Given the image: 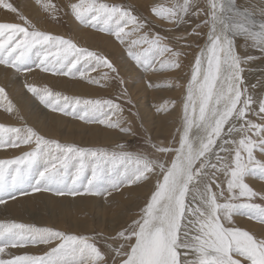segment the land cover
<instances>
[{
    "label": "snow or ice",
    "instance_id": "1",
    "mask_svg": "<svg viewBox=\"0 0 264 264\" xmlns=\"http://www.w3.org/2000/svg\"><path fill=\"white\" fill-rule=\"evenodd\" d=\"M36 4L56 18L59 9L51 0ZM65 7L80 25L114 37L131 65L146 74L181 71L182 49L195 43L183 82L146 81L149 89L180 88L182 114L166 143L153 140L145 117L130 109L125 115L132 99L122 87L120 68L107 56L39 29L11 2L0 0V9L20 21L0 22V66L14 75L35 67L101 88L114 81L122 88L114 99H82L25 83L40 105L122 137L137 135V126L145 135V148L130 151L124 143L112 149L79 146L47 138L26 122L0 123V149L19 150L0 159V205L16 193L107 199L124 187L151 185L137 218L108 234L0 221V264H264V231L258 237L233 222L242 215L264 229V188L257 191L246 182L250 176L264 181V95L254 94L264 89V78L248 84L244 77V65L256 59L247 50L264 57V0L246 8L236 0L153 4L152 17L166 31L192 24L180 36L161 35L152 30V20L107 0H69ZM238 38L244 55L237 50ZM176 106L175 100L165 101L155 111L170 114ZM0 108L22 119L3 87Z\"/></svg>",
    "mask_w": 264,
    "mask_h": 264
},
{
    "label": "bare ground",
    "instance_id": "2",
    "mask_svg": "<svg viewBox=\"0 0 264 264\" xmlns=\"http://www.w3.org/2000/svg\"><path fill=\"white\" fill-rule=\"evenodd\" d=\"M107 1L109 2L110 0ZM154 1L158 2V0H127V3L133 4L137 11H143L145 15L150 18L149 14L151 12L149 13L148 11L150 5H152ZM45 2H47V0H45ZM236 2L241 8L250 7L252 5H261V0H236ZM51 3L58 6V8L68 10L65 6L69 3V0H51ZM17 4L18 7H20L19 11L28 17L39 29L65 38H70L77 43L78 46L97 51L101 54H103L104 50L110 51V58H108L120 68L121 75L126 77L124 87L127 89L132 99V103L136 106V112H138L141 117L146 118V126L149 128L153 140H156L157 142L162 140L166 143L171 138V135L175 134L179 118L182 114V105L180 104L182 90L180 88L149 89L146 88L145 85L142 86L139 84L136 77L139 79L140 76L134 74L135 70L130 66L126 59H124L125 57L122 55L120 46L116 43H112L109 39L99 35L97 36L88 30L84 31L78 29L73 25L70 12L65 13L66 23L69 25L67 28L68 31H61L58 24L53 25L47 22V16L43 14L38 7L39 5L34 3V0H17ZM120 4L124 5V3ZM139 7L144 9L141 10ZM16 20L17 18L15 16H9L0 9V22H18ZM156 24L159 25V23ZM236 44L238 52H240L241 55H244V41L238 38ZM192 59L193 55H189L186 58V66L179 72H169L159 75L149 73L145 79L152 80L156 83H164L168 80H179L180 82H183L185 75L189 71V65ZM257 67L259 68L258 70L249 69L244 72V77L248 84H256L258 80L264 78V64H259ZM90 75L97 76L98 73H91ZM45 76L47 75L43 76L39 74L38 70L34 68L31 73L14 75L12 70L0 66V85L5 88L9 98L16 106L19 116L22 117V119L17 118L18 121L14 122L8 116L9 113L5 114L4 112H0V122L7 125L20 126L28 121L30 124H33L41 134L51 139L53 134H55L56 129L65 127L64 136L67 139L69 138V141L81 142L82 140L83 142L85 139L87 142L86 144L88 145L90 144L94 146L95 144L100 143L98 147L105 145L114 146L119 143L121 138H124L118 132L103 130L96 126H85L83 123L77 122L70 117L51 113L48 109L40 105L39 102L31 101L30 98L32 96L24 90V84L31 83L37 87L41 85L47 86L50 89H54L56 92L69 94L72 97L87 96L105 98L108 95V92H110L109 88L113 84L111 81L107 83L108 88H101L96 85H90L86 81L80 82L77 80L51 79ZM254 94L256 96L264 95V89L257 88ZM171 100L177 102L175 111H172L170 114L167 112L157 113L155 111L156 106L163 104L165 101ZM32 103L35 107H31ZM17 154H19V150H7L0 154V159L13 157ZM152 183L154 184L155 181L153 180ZM253 185L260 190L264 188L257 184ZM150 187L151 185L129 187L125 191L109 197L108 202H104L103 205L99 206H96L95 202L89 198L77 197L59 200L50 210L51 212L49 216L46 213V209L50 206L53 199H51L49 195L41 193L38 194V196H35V198L46 209L42 208L43 214L41 215L31 214V216H33L34 221L39 225H48L54 220L57 221L58 225L56 226L59 227L64 225L63 222L66 218H69L71 219V228L74 230L87 232L96 226H98V228L101 226L108 234L112 233L114 228L120 225H126L133 219L137 218L140 207H142L146 196L149 194ZM25 204V198H19L18 200L9 202L7 206L0 205L2 206L0 208L10 212L15 218L24 221L25 217H23L24 214L22 211L27 212L30 208L28 204ZM83 213H87L85 217L83 216ZM103 224L105 226H103ZM245 224L248 223L244 222L242 223V226L239 227L249 230L248 228L243 227L246 226ZM256 229L258 228L256 227ZM33 251L36 250L33 249Z\"/></svg>",
    "mask_w": 264,
    "mask_h": 264
},
{
    "label": "rangeland",
    "instance_id": "3",
    "mask_svg": "<svg viewBox=\"0 0 264 264\" xmlns=\"http://www.w3.org/2000/svg\"><path fill=\"white\" fill-rule=\"evenodd\" d=\"M163 1V2H162ZM171 1L172 0H158V2L159 3H162V4H164V3H166V4H169V3H171ZM8 2H11L14 6H16L17 7V9H18V11H19V9H20V7H18V4H17V0H9ZM108 2V1H107ZM157 2V1H156ZM156 2L154 1L153 3H152V5L153 4H156ZM157 2V3H158ZM34 3L36 4V1L34 0ZM109 3H115V4H120V3H124V6H126V7H130V8H133L134 10H135V12H134V14H136V15H138V16H140V17H143V18H146L147 20L148 19H150V20H152V22H153V28H152V30L153 31H155V32H159L161 35H168V36H177L178 34V36H180V35H183L184 33H185V31L186 30H188V31H190L191 30V27H192V24L191 23H188V24H185V25H183V26H181V27H179V28H176V29H174L173 31H171V32H169L168 33V31H166L164 28H161L159 25H157L156 23H159L158 21H156L153 17H152V14L150 13L151 11V7H152V5H150V7H149V13L151 14H149V16H150V18H148L146 15H145V13L142 11V12H139V11H137V9H136V7H134L133 6V4H130V3H127V0H110L109 1ZM37 5V4H36ZM39 8H40V6H38ZM57 8H58V6H56ZM141 10H143L144 8H141V7H139ZM41 9V8H40ZM59 9V11L57 12V13H54L55 15H56V18L55 19H53L52 18V16H50L48 13H46V12H44L42 9H41V11L43 12V14L45 15V16H47V22L49 23V24H53V25H56V24H58V27L61 29V31H68L67 30V28H68V24L66 23V18H65V13L67 12H69V10H65V9H62V8H58ZM2 11H4L5 12V14H8L9 16H15L16 18H17V20L16 21H18V22H20L19 20H18V17H17V15L15 14V13H10V12H8L6 9H1ZM71 18H72V21H73V25H75L78 29H80V30H88L89 32H91V33H93V34H95V35H99V36H101V37H104V38H107V39H109L112 43H116L117 44V42L115 41V39H114V37H110L109 35H107L106 33H102V32H99V31H97V30H94V29H91V28H87V27H84V26H82V25H80L78 22H76L75 20H74V18L71 16ZM198 22V21H197ZM15 23V22H14ZM168 27H171V26H168ZM164 29V30H163ZM70 30V29H69ZM202 31H206V29H204V30H202ZM168 33V34H167ZM170 33H172V34H170ZM177 33V34H176ZM173 34H175V35H173ZM67 38V37H66ZM74 42V41H73ZM202 41L201 40H197L196 41V43H201ZM182 43V42H181ZM118 45V44H117ZM119 46V45H118ZM104 50V49H103ZM120 50L122 51V55H123V57H125L124 59H126V61L130 64V66L135 70V72H134V74L135 75H139L140 76V78L138 79L137 77H136V79L138 80V83L139 84H141L142 86L143 85H145L146 86V88H148L147 87V84H146V81H148L147 79H145V77H147L148 75H149V73H144L143 71H141V70H137V69H135L132 65H131V62L129 61V58L127 57V54H126V52L120 47ZM185 53H186V56L185 57H182V60H183V64H184V67L186 66V64H187V62H186V58L189 56V55H193V53L196 51V46H195V43L193 44V47L192 48H183L182 49ZM248 54H250V55H253L254 57H256V59H254L250 64H247V65H244V68H245V72L247 71V70H249V69H255V70H258L259 68L257 67L259 64H264V57H262L261 56V53H259L257 50H254V49H251V48H249L248 50ZM103 55H105V56H107V57H109L110 58V51H108V50H104L103 51ZM112 58V57H111ZM113 59V58H112ZM1 67H3V66H1ZM4 68V67H3ZM34 69H36V68H34ZM10 70V69H9ZM38 70V73L39 74H41V75H47V76H45V77H48V78H51V79H63V80H70V81H72V80H77V81H82V80H80L79 79V77H76V78H69V77H57V76H53V75H51L50 73H42V72H40L39 71V69H37ZM105 71H106V69H105ZM24 74H26V73H23V74H21V75H24ZM91 74V73H90ZM142 76V77H141ZM123 78H124V80H125V82H126V77L125 76H123ZM108 82H110V81H108ZM107 82V83H108ZM113 84H112V86L109 88V90H110V92H108V95L104 98H98V97H87V96H82V97H80V98H82V99H109V98H115L116 97V95L122 90V88H121V86L118 84V82H114V81H111ZM97 86V85H96ZM0 87H2L1 85H0ZM39 87H44V85H41V86H39ZM99 87V86H98ZM124 89H126L125 87H124V85L122 86ZM4 88V87H3ZM106 88V87H105ZM107 88H108V86H107ZM5 89V88H4ZM24 90L25 91H27V89L24 87ZM51 90H53L54 92H56L54 89H51ZM128 92V91H127ZM29 95H31V93H28ZM63 95H68V96H70V97H72L71 95H69V94H63ZM128 95H129V93H128ZM32 96V95H31ZM130 96V95H129ZM31 99V101H34V102H38L34 97H31L30 98ZM31 107H35V105L32 103V105H31ZM129 109L131 110V112H136V106L132 103L131 105H125V115L126 116H130V112H129ZM49 110V109H48ZM50 111V110H49ZM0 112H4V110H3V108H0ZM51 112V111H50ZM5 114H6V112H4ZM51 113H53V112H51ZM57 115H61V116H63L62 114H60V113H56ZM8 116L11 118V120L12 121H14V122H17L18 120H17V117L15 116V114H8ZM71 119H73L72 117H70ZM75 121H77V122H80V123H83L85 126H91V127H94V126H96V127H100L101 129H103V130H109V131H113V132H118V131H116V130H110V129H108L106 126H104V125H100V124H96V123H93V124H86V123H84L83 121H79V120H76V119H74ZM0 123H2V122H0ZM26 123L29 125V126H31V127H33V128H35L34 127V125L33 124H30L28 121H26ZM5 124V123H4ZM137 124H138V122H137ZM12 126H15V125H12ZM64 126H65V124H64ZM64 128L65 127H61V128H59V129H56V132H55V134H53V137H52V139H56V140H59L60 142H64V143H75V144H77V145H79V146H88V147H98V145L100 144V143H98V144H95L94 146L93 145H88V144H86L87 142L85 141V139H84V141L82 142V140H81V142L80 141H78V142H74V141H69L67 138H65V136H64V133H65V130H64ZM36 129V128H35ZM81 137H83L82 135H80ZM84 137H86V136H84ZM87 138V137H86ZM85 143V144H84ZM119 143H124V144H126L127 146H128V150H130V151H136V150H140V149H144L145 148V135L139 130V128H138V126H137V135H135V136H126V137H124V138H121V140L119 141ZM115 146V145H114ZM114 146H102V147H104V148H108V149H112ZM7 150H17V149H15V148H8V149H0V154L1 153H4V151H7ZM148 151H149V153L152 151L150 148L148 149ZM18 155V154H17ZM257 156H258V158H259V153H257ZM9 158H12V157H6V158H3V159H9ZM246 182L247 183H249V185L251 186V187H253L255 190H257V191H260V189H258V188H256L253 184H257V185H260V186H263L264 187V181H260L258 178H255V177H247L246 178ZM132 187V186H131ZM129 187H124V188H122L119 192H114V193H112V195L111 196H114V195H117V194H119L120 192H123V191H125L126 189H128ZM30 191V190H29ZM42 194H47V195H49L50 196V198L51 199H53L52 201H51V203H50V206H48L47 207V209L45 208V207H43L42 206V204L35 198V196H38V194H30V195H28V196H23V195H19V194H15V199H11V198H6V206H7V204H9V202H12V201H15V200H18L19 198L20 199H23V198H25V201H26V204H28L29 205V210L27 211V212H25V211H22V213L24 214L23 215V217H25V220L23 221V220H20V219H17V218H15L10 212H8V211H6V210H4V209H1L0 208V221H4V220H12V221H16V222H20V223H26V224H34V225H36V226H40V227H52V228H55V229H58V230H63V231H65V232H68V233H71V234H83V235H89V236H91V235H95V234H98V233H104V234H107V232L104 230V228L103 227H101V226H99V228H98V226H96L95 228H93L92 230H90V231H87V232H80V231H77V230H74V229H72L71 227V222H70V220L71 219H69V218H66V219H69V220H66L65 219V221L63 222L64 223V225L63 226H59V227H57L56 225H58L57 224V221H54L53 220V222H50L48 225H39V224H37V222L36 221H34V218H33V216H31V214H39V215H41V214H43L42 213V208H45L46 209V213H47V215L49 216V214H50V210L53 208V206L56 204V203H58L57 201H59V200H64V199H69V198H77V197H71V196H68V197H56V196H53V195H51V194H48V193H42ZM18 196V197H17ZM110 196V197H111ZM22 197V198H21ZM81 198H89V199H91V200H93L94 202H95V204H96V206H99V205H103L104 204V202H108V199L109 198H107V199H105L104 197H102V196H98V197H92V196H84V197H81ZM256 203H262L259 199H257L256 201H255ZM110 203V202H109ZM25 204V205H26ZM5 206V205H4ZM0 207H2V206H0ZM98 213V212H97ZM86 214L87 213H83V216L85 217L86 216ZM92 215H94V214H92ZM33 220V221H32ZM233 222H234V224H235V226H242V223H248V224H245L246 226H243V227H245V228H248L252 233H254V234H256L258 237L260 236V234H261V232L262 231H264V229H262V227L257 223V222H255V221H252V220H249L246 216H242V215H236V216H234V219H233ZM249 225H250V227H249ZM103 226H105L104 224H103ZM258 228V229H256V227ZM260 227V228H259ZM72 229V230H71ZM258 233V234H257ZM101 247H103V245H101ZM36 250V249H35Z\"/></svg>",
    "mask_w": 264,
    "mask_h": 264
},
{
    "label": "crops",
    "instance_id": "4",
    "mask_svg": "<svg viewBox=\"0 0 264 264\" xmlns=\"http://www.w3.org/2000/svg\"><path fill=\"white\" fill-rule=\"evenodd\" d=\"M33 68H35V67H33Z\"/></svg>",
    "mask_w": 264,
    "mask_h": 264
}]
</instances>
